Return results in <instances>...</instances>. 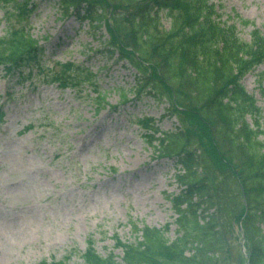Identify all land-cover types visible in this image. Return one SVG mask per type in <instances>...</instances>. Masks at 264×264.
Wrapping results in <instances>:
<instances>
[{"label": "rangeland", "instance_id": "obj_1", "mask_svg": "<svg viewBox=\"0 0 264 264\" xmlns=\"http://www.w3.org/2000/svg\"><path fill=\"white\" fill-rule=\"evenodd\" d=\"M211 2L218 20L237 23L242 40L249 42L253 29L264 32V0ZM6 12L0 4V37L23 24ZM236 17L250 24L243 26ZM28 21L29 32L46 49L48 69L32 70L33 83L20 84L0 67V264L55 259L84 264L80 255L90 236L102 256L121 257L113 235L133 241V224L169 225L167 236L174 238L176 215L169 196L180 191L174 177L180 166L176 157L157 152L158 141L145 130V121L154 124L155 137L188 129L215 157L206 128L192 114L182 126L176 114L167 112V98L157 102L128 92L121 100L119 88L134 86L138 73L130 61L93 53L97 40L110 38L104 26L93 35L86 22L65 16L55 0H39ZM160 23L166 30L170 26L164 13ZM68 63L98 72L94 83L52 81ZM242 84L261 108L264 123V63ZM99 91L106 105L95 100ZM241 235L234 232L228 247L245 256Z\"/></svg>", "mask_w": 264, "mask_h": 264}, {"label": "trees", "instance_id": "obj_2", "mask_svg": "<svg viewBox=\"0 0 264 264\" xmlns=\"http://www.w3.org/2000/svg\"><path fill=\"white\" fill-rule=\"evenodd\" d=\"M211 1L55 0L65 16L86 22L93 35L105 27L110 38L96 39L93 53L132 63L138 76L134 86L119 88L121 100L128 92L157 102L167 98V112L176 114L182 126L192 114L206 128L215 156L188 129L155 137L154 124L145 121V130L158 141L157 152L176 157L180 166L174 175L180 191L169 196L176 235L167 236L169 225L158 229L133 224V241L113 235L121 257L113 252L102 256L90 236L80 255L84 264H264V123L259 121L261 108L242 84L264 63V32L253 29L250 41L242 40L237 23L218 20ZM0 4L7 18L23 21L0 37L1 71L17 83H33L32 70L44 69L46 54L29 32L28 19L39 0H0ZM161 13L170 20L167 30L160 23ZM235 19L243 26L250 24ZM97 74L68 63L52 80L72 86L75 79L94 83ZM99 94L95 100L106 105ZM240 228L246 256L235 255L228 247ZM40 264L70 262L55 259Z\"/></svg>", "mask_w": 264, "mask_h": 264}]
</instances>
